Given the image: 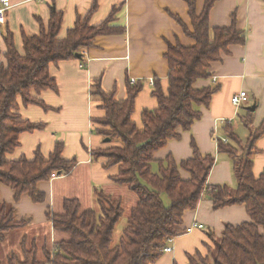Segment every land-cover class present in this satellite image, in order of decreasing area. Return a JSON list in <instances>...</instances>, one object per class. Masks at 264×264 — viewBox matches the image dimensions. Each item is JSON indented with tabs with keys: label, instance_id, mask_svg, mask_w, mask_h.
<instances>
[{
	"label": "trees",
	"instance_id": "trees-1",
	"mask_svg": "<svg viewBox=\"0 0 264 264\" xmlns=\"http://www.w3.org/2000/svg\"><path fill=\"white\" fill-rule=\"evenodd\" d=\"M182 1L187 4L191 29L179 18L175 19L194 43L191 46L166 43L163 58L168 66L167 88L164 91L160 78L152 77L150 93L156 100V108L142 110L140 128L132 116L135 100L143 88L141 81L132 84L131 79H126L123 100L117 98L114 89L105 92L100 78L90 82V98L98 101V109L104 111L103 117L90 119L91 133L99 136L105 145L90 151L92 161L104 159L105 169L116 166L118 171L110 178L111 182L127 187L137 197L119 243L112 246L115 226L124 214L121 200L98 190L95 192L97 210H81L79 200L74 198L63 202L62 214L46 213L51 228L66 238L56 241L52 250L44 247L43 260L37 258L36 244L32 242L28 248L25 238L20 243L21 258L13 253L8 257V264H153L161 256L167 239L186 233L182 229V217L188 210L196 209L204 197L216 211L231 205L243 206L249 221L226 225L218 240L206 231L214 249L207 248L205 259L198 252L188 255V264H264V168L257 177L253 174V158L261 152L256 143L264 136V120L247 138L248 151L242 156L239 150L243 141L235 135L230 124L223 127L227 142L211 134L217 153L225 155L233 164L235 188L208 185L215 157L198 151L194 140L190 142L192 156L179 164L172 155L164 160L154 159L156 151L171 140H180L181 132L191 129L201 116V107H210L217 88L197 90L194 88L196 82L212 78L208 72L211 64L227 55L231 45L242 46L246 41L245 34L237 30L233 15L230 26L210 28L208 16L218 0H204L199 14L195 0ZM48 7L47 27L35 17L39 23L38 34L26 36L21 32L23 53L16 51L14 37L7 31L5 63L0 65V184L13 190L14 200L27 194L34 204L46 201L45 193L38 190L37 184L48 182L53 171L70 175L77 161L62 157L61 142H56L48 158L37 149L32 160L24 156L17 160L7 159L20 147L22 133L46 128L42 122L22 119L19 106H38L51 111L37 96L43 91L57 93V82L49 74L50 65L68 60L81 62L82 49L93 48L98 37L124 33V27L112 25L119 11L116 8L104 22L89 24L90 15L98 8L97 0H93L87 15L78 16L74 26L60 38L63 14L52 4ZM250 115L246 119L249 122ZM106 138L109 142L105 143ZM153 163L158 167L156 173L152 171ZM181 171L188 173L186 180L181 178ZM163 196L168 199L167 205ZM28 223V220L16 219L12 204L0 202V242L11 231L23 229Z\"/></svg>",
	"mask_w": 264,
	"mask_h": 264
},
{
	"label": "crops",
	"instance_id": "crops-1",
	"mask_svg": "<svg viewBox=\"0 0 264 264\" xmlns=\"http://www.w3.org/2000/svg\"><path fill=\"white\" fill-rule=\"evenodd\" d=\"M10 9L0 14V65L5 63L4 36L10 31L14 37L17 52H22L21 32L33 36L39 32L38 17L45 27L48 25L49 5L63 14L58 36L64 38L67 29L76 23V18L87 15L93 0H9ZM204 0H195L196 13L203 8ZM98 8L89 17L91 26L105 21L113 8L119 10L114 15L112 25L124 27L121 36H101L94 42V47L82 49L80 60H68L50 65L49 74L57 82V93L43 91L39 95L51 111L38 106H19L22 119L31 123L42 122L46 128L32 133L24 132L19 136L20 147L7 156L9 160L26 157L34 158L39 149L44 158L52 153L56 142L63 144L62 157L65 160L76 159L77 164L68 176L39 182L37 188L46 195L44 203L34 204L27 194L14 200L10 187L0 184V202L12 204L16 219L28 220L22 230L42 226L48 229L50 248L41 243L37 247V258L43 260L44 247L52 250L55 242L66 237L51 228L47 212L62 214L63 202L78 199L80 209L97 210L95 192L118 198L115 193L128 195V216L135 206L137 197L125 186L111 182L118 168L105 169L104 159L92 161L90 151L104 148L99 136L91 133L90 119L103 117L104 111L98 109L99 102L92 101L89 95L90 82L101 79L102 89L110 92L114 89L119 100L126 97V79L141 81L143 88L135 100V112L132 120L140 128V114L143 109L154 110L156 100L151 96V86L147 83L154 75L160 78L162 89L167 88L168 66L163 58L166 43L191 46L193 41L183 33L179 18L188 29L191 21L187 4L182 0H97ZM236 19V28L245 34L242 46L231 45L227 55L213 62L208 70L212 78L199 79L194 88H217L212 96L210 107H201V116L191 129L181 132L180 140H171L166 147L156 151L155 160H164L172 155L179 164L192 156L190 147L194 140L198 151L215 157L207 183L211 186L227 185L235 188L237 180L233 173V164L225 155L217 153L212 135L224 139L223 127L230 124L233 132L244 143L251 132L264 120V0H218L209 13L210 28H226L231 25L232 17ZM213 77L217 81L213 82ZM245 91L247 100L236 109L230 102L235 94ZM254 108L253 111L250 109ZM250 122L247 121L248 114ZM246 117V118H245ZM245 118V119H244ZM246 120V121H245ZM256 148L261 152L253 158V174L257 177L264 168V136ZM243 148L239 155H244ZM157 164H152L156 173ZM181 178L186 180L188 173L181 171ZM118 188V189H117ZM124 189V190H123ZM127 194V193H126ZM125 195V194H124ZM121 199V198H120ZM122 201V199H121ZM122 210L123 204H122ZM124 212V211H123ZM128 218V217H127ZM127 221V220H126ZM249 221L246 209L240 205H231L214 210L211 202L202 198L194 210H188L182 217V229L187 233L173 237L170 243L171 253H162L153 264H188V255L198 252L207 255L209 246L214 243L207 237L211 232L215 239L221 237L226 225H240ZM203 226L199 229L194 226ZM21 230V229H20ZM123 233V232H122ZM122 236V235H121ZM27 234L22 235L25 239ZM35 242V239H31ZM21 254V249L17 255ZM21 258V257H20Z\"/></svg>",
	"mask_w": 264,
	"mask_h": 264
},
{
	"label": "rangeland",
	"instance_id": "rangeland-1",
	"mask_svg": "<svg viewBox=\"0 0 264 264\" xmlns=\"http://www.w3.org/2000/svg\"><path fill=\"white\" fill-rule=\"evenodd\" d=\"M241 148L245 149L244 153L246 154V152L248 151V149H247L248 147H247L246 141H244V143H242V147ZM239 153H240V150H239ZM124 194L122 195L120 193H117V194L115 193V195H117V197L119 199L120 198L122 199L121 204H123L124 214H123L122 218L117 222V224L115 226L116 229H115L113 237H112V242H113L112 246L113 247L119 243L118 240L121 237L123 230L126 228L125 227L126 226V220H127V217H128V212H127L128 211L127 205H128V200H129L128 195H131V194H129L126 191H125ZM163 198L165 200L164 203L167 205L168 204L167 197L163 196ZM25 233L27 234L25 244H26V246L28 248H30L31 245H32V240L31 239H35L34 244H36L37 247H40L41 243H42V244H45L46 246H48L50 248L51 244L49 243L50 235H49L48 229H46V228H44L42 226H40V227L39 226H32V227L28 228V231H26V229H25V231L22 230V229L21 230H14V231H11L6 236V238H5V240L3 242H0V264H8V257H10L11 254H13V253L16 254V255L19 253V251L21 249V244L20 243L22 241V235H24ZM208 248L211 251L214 249L211 246H209ZM18 256L21 257V254H19ZM207 256H208V254L205 255V256L201 255V258L205 259V258H207Z\"/></svg>",
	"mask_w": 264,
	"mask_h": 264
},
{
	"label": "built area",
	"instance_id": "built-area-1",
	"mask_svg": "<svg viewBox=\"0 0 264 264\" xmlns=\"http://www.w3.org/2000/svg\"><path fill=\"white\" fill-rule=\"evenodd\" d=\"M8 9H10V1L9 0H0V14H3L6 12ZM1 35V32H0ZM217 81V77H213V82L215 83ZM130 82L132 84H136L138 81L135 79H131ZM151 87L153 86V78L149 79L147 82ZM247 100V93L245 91L235 94L231 97V104L236 108H240L244 102ZM218 137L217 135H215ZM223 142H227V139H222ZM62 174H58L57 171H53V173L50 176V180H53L54 178L60 177ZM194 227H197L196 225ZM197 228L202 229L203 226H198ZM190 230V229H189ZM187 230L186 233L189 231ZM172 239H167V244L163 249L161 250L162 253H171L172 249L169 246L170 243L172 242Z\"/></svg>",
	"mask_w": 264,
	"mask_h": 264
},
{
	"label": "water",
	"instance_id": "water-1",
	"mask_svg": "<svg viewBox=\"0 0 264 264\" xmlns=\"http://www.w3.org/2000/svg\"><path fill=\"white\" fill-rule=\"evenodd\" d=\"M77 58L79 59L80 58V54L79 55H77ZM251 111H253L254 110V108H252V109H250ZM104 142L106 143V142H109V139H104ZM58 174L60 175L61 173L60 172H58Z\"/></svg>",
	"mask_w": 264,
	"mask_h": 264
}]
</instances>
